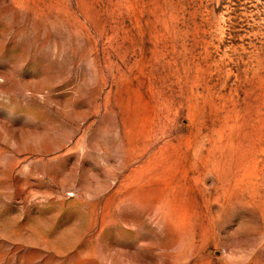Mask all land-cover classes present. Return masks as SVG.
<instances>
[{
  "label": "rangeland",
  "instance_id": "1",
  "mask_svg": "<svg viewBox=\"0 0 264 264\" xmlns=\"http://www.w3.org/2000/svg\"><path fill=\"white\" fill-rule=\"evenodd\" d=\"M0 264H264V0H0Z\"/></svg>",
  "mask_w": 264,
  "mask_h": 264
}]
</instances>
